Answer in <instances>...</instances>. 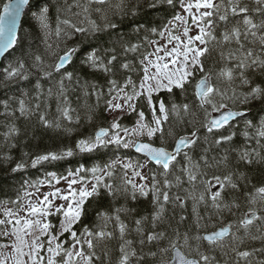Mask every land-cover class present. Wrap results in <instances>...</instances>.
<instances>
[{"label":"snow or ice","instance_id":"snow-or-ice-1","mask_svg":"<svg viewBox=\"0 0 264 264\" xmlns=\"http://www.w3.org/2000/svg\"><path fill=\"white\" fill-rule=\"evenodd\" d=\"M108 3L109 0H86L83 4L77 3L75 6L81 8L84 15L80 25L86 22L88 26H80L70 19H64L55 30L57 37L62 31L60 24L72 29V34H94L101 31V26L90 18L92 11L103 13V29H115L117 24L108 19L103 8ZM158 4H166L173 9L171 18L163 25L162 30H150L165 43L148 41L153 46V51H146L140 60L142 76L139 84L130 76L123 84L110 79L108 98L105 100L107 110L123 112L127 108L135 111L133 102L145 96L152 108V122L145 123V113L139 111L136 127L129 130L122 127L120 118L117 117L108 128L101 127L94 136L80 139L75 144V149L89 153L108 145L132 148L137 153L144 154L146 163L123 164L124 169L132 170L131 177L125 171L122 184L118 187L105 179L113 175V164L104 168L94 166L91 169L81 166L60 177L55 173H48L50 179L28 184L35 191H25L26 202L18 198L11 202L15 208L3 210L5 218L0 219V226L4 227L0 236L11 237L12 242L0 244V249L10 250L7 255L0 252V264H97L101 260L96 251L98 244H105L113 239L119 241V256L115 264H143L145 256L152 257L154 264H264V183L260 186L252 184L249 188L250 178L239 170L240 164L251 165L254 161H264V155L256 148L240 150L234 162H230L227 151L219 159L212 157L211 160L207 156H201L199 161H195L191 155L193 146L200 140L199 128L213 133L214 130L226 126L232 127L241 120L246 128L243 135L255 139L256 144L264 148L261 143L264 141V118L254 124L247 119L245 111L229 107L230 103L235 106L237 103L264 101V85L255 83L253 76L249 75L250 72L264 75V0H253L255 7H250L245 0H152L149 7L156 8ZM26 5L28 12L46 30V35L48 34L50 8L46 3L37 5L36 11H32L30 0H15L14 4H5L3 13L0 14V56L6 53L11 55V51H15L23 43L24 37L18 36V22ZM93 5L97 7L93 8ZM177 6L179 12L175 11ZM114 7L123 13L124 0H120ZM132 11L135 14V7ZM253 13L260 14L259 22ZM72 34L66 33L69 39ZM255 46H258L259 51L255 50ZM140 47L139 44H133L125 46L124 51L136 52ZM48 48L51 50L52 45L49 44ZM79 51L78 47H68L62 54L51 51L55 60L48 65H45L40 55L34 56V67L39 69L44 78L51 80L56 75L59 76L56 80V91L49 87L47 95H55L59 118L68 122L73 121L72 113L75 109L71 107L65 85L66 80H73V73L67 71L66 66ZM105 51L114 53L115 49ZM213 51H218L220 64L215 71L206 69L204 63ZM116 60L117 56L112 54L105 61L93 48L83 54L82 63L108 74L112 72ZM121 68L129 70L130 66L123 63ZM0 71L6 80H27L30 74L26 71L23 59L10 62L0 68ZM237 81L247 91L238 93ZM35 88L37 103L34 108L28 107L25 100L20 99L18 111L25 117L38 114L44 127H52L53 122L47 118L46 112L40 111L39 101L43 92L39 80ZM173 89H179L182 94H187L191 89L192 103L177 105L173 102L171 109L162 99L157 101L158 108L153 104L154 93L163 90L172 94ZM91 94L96 96L97 104L104 95L96 85H92ZM4 108L9 115H14L8 111L7 101L4 102ZM169 112L181 122L183 116L191 117L189 123L194 124L193 130L186 135H180L170 127L165 134L164 124L169 119ZM75 120H79L78 115ZM195 124H199V128ZM55 126L60 125L56 122ZM247 129H252V132ZM121 132L124 136H121ZM17 134L19 130L13 125L5 133V137ZM234 135V132L221 135L213 142L221 145L231 141ZM140 137L147 139L142 141ZM154 137L159 141L158 144ZM169 138L172 140L171 148L168 146ZM73 152V148H66L60 153L49 152L36 156L32 160V166L35 167L42 161L70 157ZM178 157H182L184 161L179 169L182 175H174V170L180 163ZM148 164L154 165L156 169L150 170V177L140 170ZM23 167L24 164L19 163L13 170ZM87 172L92 173L91 181H94L91 182L90 189L87 187L90 182L87 175H82ZM170 175H174V180L169 179ZM157 176L162 177V180H158ZM182 176L186 177L191 190L185 189L183 197L179 193L171 194L173 188H179L183 184ZM136 178H139V183ZM149 178L150 183L147 182ZM61 179L67 184L64 190L53 186V181L59 184ZM45 184L53 187V190L41 192L40 188ZM77 184L81 185L79 189L74 187ZM101 187L113 198L122 195L126 200L136 201L139 197L148 198L151 195V214L135 219V227L130 230L128 224L121 219V213L131 214L135 209L121 206L115 208L111 214L106 211L98 212L97 218L102 223L94 228L84 225L77 232L74 226L81 221L87 198L99 194ZM189 198L193 201L195 217L192 225L184 231L179 226L172 228L168 223V205L183 209ZM201 204L210 210L206 216L200 215L197 210ZM54 215L61 217L58 227L48 219ZM226 215L233 219H227ZM187 219L185 215H180L177 224H185ZM110 223L114 224V231L109 230ZM166 224L171 232L162 229L161 226ZM130 231L136 233L138 240L128 238ZM65 234L67 238L61 239ZM254 241H259L261 246L249 247V242ZM136 244L139 245V250ZM146 244L155 250L144 253ZM217 253L220 254L219 257ZM104 256H108L107 251Z\"/></svg>","mask_w":264,"mask_h":264},{"label":"trees","instance_id":"trees-1","mask_svg":"<svg viewBox=\"0 0 264 264\" xmlns=\"http://www.w3.org/2000/svg\"><path fill=\"white\" fill-rule=\"evenodd\" d=\"M5 1L0 0V13ZM85 2L86 0H32V11H36V6L41 3H46L50 8L48 34L46 35V30L28 12L24 17L19 33V36L24 37L23 43L15 51H11V55L8 54L2 61L0 68L7 66L16 59H23L26 71L30 74L27 80H6L3 72L0 71V211L6 205L15 208L16 206L11 202L16 201L18 198L22 200L28 184L34 183L37 180H45L48 177V173H55L57 177H60L66 176L68 171H75L81 166L85 169H91L94 166L104 168L106 165L113 164L114 166L111 169L113 175L111 177H105V179L109 183H112L114 187H118L122 184L125 171L131 177V169H124L123 164L132 163L135 165L137 163L142 164L146 161L143 157L135 154L132 148L125 149L122 146L108 145L105 148H99L89 153L80 152L78 149H75V144L80 139L94 136L99 128L109 127L114 119L110 114V110H107L105 105V100L108 98V81L114 79L119 84H123L130 76L135 83L139 84L142 76L140 60L146 51L151 52L152 49V45L148 41L160 40V37L153 34L150 30L153 28H156L158 31L162 30L163 25L171 18L173 9L166 4H158L156 8L149 7L152 0H124L125 8L124 12L121 13L114 7L120 3V0H109V3L103 6V8L107 13L108 19L117 24L115 29H103L105 23L101 19L103 13L92 11L90 18L101 26V31L94 34H72V29L60 24L62 31L60 36L57 37L55 30L60 21L70 19L73 23L80 25V22L84 20L81 8L75 5ZM246 3L250 7H255L253 1L249 0ZM92 7L95 8L97 6L93 5ZM133 7H135V14L132 11ZM175 11H180L178 6ZM76 13H81V15L77 16ZM253 16L259 22L260 14L253 13ZM80 26L87 27L88 25L85 22ZM219 31L220 29L218 28L217 33ZM66 33L72 34V38L69 39ZM49 44L52 45L51 50L48 48ZM133 44H139L141 47L136 52L124 51L125 46ZM68 47H78L80 50L66 67L67 71L73 73V80L71 82L65 81L71 107L75 109L72 113L74 117L72 122L59 118V113L56 111L55 95L52 97H48L47 95L49 87H52L54 92L56 91V80L59 79V76L56 75L51 80L46 79L40 73L39 69L34 67L36 63L34 61L35 55H40L45 65H48L55 60V57L51 55V51L62 54L63 50ZM93 48L105 58V61L112 54L117 56V60L113 63L111 73L105 74L82 63L83 54ZM113 48L115 49L114 53L105 51ZM255 50L259 51L258 46H255ZM123 63H128L130 69L125 70L121 68V64ZM204 63L206 69L215 71L220 66L218 51H213L211 56L205 59ZM249 75L253 76L255 83L264 85V75L259 72L255 74L250 72ZM38 80L43 92L39 101L41 105L40 111L46 112L47 118L53 122L52 127H44L38 119V114L25 117L21 116L18 111L20 99L25 100L28 107L34 108L37 103L35 84ZM92 85H96L98 90L104 93L98 104L96 96L91 94ZM236 86L238 93L247 91L245 87L239 86V81L236 82ZM152 99L153 104L157 108V101L162 99L166 106L171 109L173 102L177 105L183 103L191 104L192 93L191 89L187 94H182L179 89H173L172 94L162 90L159 93H154ZM5 101L9 105L8 111L13 112L14 115H9L6 112L4 108ZM133 103L135 104L136 110L128 111L119 117V123L122 127L127 129L134 127L138 120L139 111L145 113V123H151L153 112L145 96L139 97ZM229 107L238 110H248L249 113L246 117L252 120L254 124H258L264 118V101L261 100L251 101L247 104L237 103L235 106L230 103ZM77 115L79 116L78 121L75 120ZM191 119L189 116H183V122H181L174 114L169 112V119L164 124L165 134H167L170 127L174 128L180 135L188 134L194 128V124L189 123ZM56 122L59 123V127L55 126ZM13 125L19 130V134L6 138L5 133ZM195 127L199 128V124H195ZM245 130L243 120L234 124L232 127L226 126L225 128L214 130L213 133H207L205 129L199 128L200 140L191 150L193 160L199 161L201 156H207L210 160L212 157L219 159L227 151L230 162H234L238 152L244 148H256L264 155V148L258 146L255 139L246 138L243 135ZM247 130L250 133L252 132V129ZM232 132L235 135L231 141L222 143L221 145L214 144L213 141L215 138L221 135H229ZM205 137H207L206 141ZM143 138L145 140L147 139L146 137ZM153 139L156 140L155 137ZM156 143L158 144L159 141L156 140ZM261 143L264 144V141H261ZM168 146L169 148L172 146V140L170 138L168 140ZM66 148L74 149L72 156L58 160L42 161L35 167L32 166V160L36 156L49 152L60 153ZM178 160L180 163L177 164L174 175H182L179 169L184 161L182 157H178ZM19 163H23L24 167L14 171L13 169H16V165ZM147 166V174L150 177V170L155 171L156 169L152 164H148ZM239 170L245 172L250 178L251 183L249 184V188H251L252 184L260 186L264 183V161H254L251 165L240 164ZM82 175H87L89 181L91 180V172L82 173ZM174 175H170L169 179L174 180ZM157 179L162 180V177L157 176ZM182 179L184 181L183 184L179 188H173L171 194L179 193L183 197L185 195V189L191 190V186L187 183L186 177L182 176ZM121 206L135 209L131 214L121 213V219L128 224L129 229H134L135 219L151 214V195L148 198L139 197L136 201H132L131 199L126 200L122 195L113 198L101 187L99 194L87 198L83 206L84 212L81 221L74 226L75 230L80 232L84 225H87L89 228H94L96 225L102 223L97 218L98 212L106 211L111 214L115 208ZM197 210L202 216H206L208 211H210L205 209L203 204L198 205ZM180 215L188 217L185 224H177ZM167 216L169 218L168 223L171 224L172 228L179 226L180 230L184 231L186 227H190L195 219L192 199L189 198L186 200L183 209L172 204L168 205ZM226 218L233 219V217L227 215ZM60 219L61 217L58 215L50 217V221L57 227L59 226ZM3 227L0 226V231L3 230ZM161 227L171 232V228H168L167 224ZM109 230H115L114 224H109ZM209 230H211V225H209ZM66 238L67 234L61 237V239ZM128 238L134 241L138 240V236L134 231H130ZM8 243V238L0 236V244ZM248 246L258 248L261 244L259 241H254L249 242ZM136 247L139 250L138 244H136ZM118 248L119 241L117 239L107 241L105 244H98L96 251L97 255L101 257V260L97 264H115L119 256ZM150 250L155 249L147 244L143 248L144 253H148ZM105 251L108 252L107 257L104 256ZM217 255L218 257L220 256L219 253ZM223 259H227V257H223ZM143 264H154V260L150 256H145Z\"/></svg>","mask_w":264,"mask_h":264},{"label":"rangeland","instance_id":"rangeland-1","mask_svg":"<svg viewBox=\"0 0 264 264\" xmlns=\"http://www.w3.org/2000/svg\"><path fill=\"white\" fill-rule=\"evenodd\" d=\"M247 1H249V0H245V3H246ZM250 1H253V0H250ZM192 34H195V32H193ZM159 43L163 44V43H165V41L160 39V40H159ZM151 51H153V46H152ZM161 55H162V53H161ZM128 111H129V110H128L127 108H125V110H124L123 112H120V111H110V114H111L112 118L115 119V118H117V117H120L121 115H123L124 113H126V112H128ZM135 127H136V125H135L134 127H132V128H129V130H132V129L135 128ZM120 134H121V136H124L123 132H121ZM124 138L127 139L128 137H124ZM139 139H143V137H140ZM145 163H146V161L143 162L142 164H145ZM147 169H148V166H147V167H144L143 169H140V170L143 172L144 175L148 176V174H147ZM131 171H132V170H130V173H131ZM47 179H50V177H47ZM136 179H137V182L139 183V182H140V181H139V178H136ZM91 182H94V181H91V180H90V182L87 184V187H88L89 189L91 188ZM147 182H148V181H147ZM53 186H54V187H58V188H60L61 190H64V189L67 188V184H66V182H65L63 179L60 180V183H59V184H56L55 181H53ZM74 187L77 188V189H79V188L81 187V185H80V184H77V185H75ZM51 190H53V187H50V186H48L47 184L43 185V186L40 188V191H41V192H49V191H51ZM25 191L32 192V191H35V189H33V188H31V187H27V189H25ZM25 191H24V193H25ZM22 200H24L25 202H26V200H27V197H25L24 194H23ZM33 200H35V197H33ZM56 203H60V201H56ZM5 208H12V207H11L10 205H6L5 207H3L2 210L0 211V219H4V218H5V217L3 216V210H4ZM21 215H23V213H21ZM48 219L50 220V217H49ZM8 227H10V226H8ZM7 238L9 239V243H8V244H10V243L12 242V238H11V237H7ZM9 251H10L9 249H2V250H1V252H4L6 255L9 253Z\"/></svg>","mask_w":264,"mask_h":264},{"label":"water","instance_id":"water-1","mask_svg":"<svg viewBox=\"0 0 264 264\" xmlns=\"http://www.w3.org/2000/svg\"><path fill=\"white\" fill-rule=\"evenodd\" d=\"M31 1L32 0H30V4H31ZM9 3H15V0H6L5 2H4V4H3V6H2V8H1V13L0 14H2L3 13V9H4V5L5 4H9ZM27 10H28V6L26 5V6H24L23 7V9H22V12H21V16H20V18H19V22H18V36H19V33H20V29H21V26H22V22H23V20H24V17H25V15H26V12H27ZM7 55V53L4 55V56H0V65H1V63H2V61H3V59H4V57ZM68 66V65H67ZM66 66V67H67ZM233 110H238V109H233ZM243 111H245L246 112V116L248 115V111L247 110H243ZM213 115H219L218 113H214ZM142 141H145V140H142ZM135 150V149H134ZM137 153V152H136ZM137 154H139V155H141V156H143L144 157V154H142V153H137Z\"/></svg>","mask_w":264,"mask_h":264},{"label":"bare ground","instance_id":"bare-ground-1","mask_svg":"<svg viewBox=\"0 0 264 264\" xmlns=\"http://www.w3.org/2000/svg\"><path fill=\"white\" fill-rule=\"evenodd\" d=\"M134 126V125H133ZM131 128V127H130Z\"/></svg>","mask_w":264,"mask_h":264}]
</instances>
